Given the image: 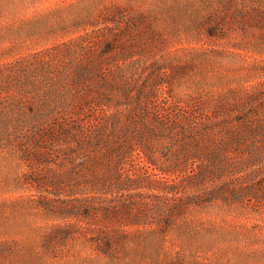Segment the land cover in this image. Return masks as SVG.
Listing matches in <instances>:
<instances>
[{
    "label": "rangeland",
    "instance_id": "374dc122",
    "mask_svg": "<svg viewBox=\"0 0 264 264\" xmlns=\"http://www.w3.org/2000/svg\"><path fill=\"white\" fill-rule=\"evenodd\" d=\"M83 35L94 36L87 46L93 57L114 41L100 75L130 81L132 93L109 86L114 102L105 111L91 103L73 116L63 108L71 96L64 69L1 91V104L21 99L22 107L0 128V264H264V156L252 158L247 147L226 160L221 178L210 172L187 181L204 163L188 145L194 135L187 120L202 127L204 114L264 82V0H0V65ZM59 117H67L66 128H105L96 122L107 121L136 128L135 148L157 164L154 172L145 168L155 186L194 198L157 192L152 208H173L177 216L153 230L132 226L113 251L83 239L46 249L45 236L63 221L42 204L59 195L28 186L25 176L40 151L32 142L56 132Z\"/></svg>",
    "mask_w": 264,
    "mask_h": 264
},
{
    "label": "trees",
    "instance_id": "16d2710c",
    "mask_svg": "<svg viewBox=\"0 0 264 264\" xmlns=\"http://www.w3.org/2000/svg\"><path fill=\"white\" fill-rule=\"evenodd\" d=\"M93 38L83 35L0 65V93L8 92L14 84L42 83L49 80L56 69H64L69 72L66 77L71 85V96L63 100V108L73 110L67 114L82 115L93 107L91 103L105 111V106L114 102L109 98V86L130 97V81L117 80L119 76L115 74L111 83L100 75L108 53L117 49L114 41L107 43L99 56L93 57L91 49L87 50ZM92 93L98 98L94 99ZM20 100L3 98V103L0 102V128L13 121L10 111L21 109ZM47 117L53 119L54 116ZM194 120H187L194 135L188 145L195 147L194 159L204 163L198 174L187 180L189 184L194 179L204 180L210 172L221 178L220 175L229 170L226 160L232 159L238 150L248 147L252 158L263 157L264 143L260 135L264 134L261 132L264 131V82L244 98L226 102L210 114H204L202 127ZM96 123L105 128H66L69 127L67 117H59L53 123L59 127L56 132L44 131L32 142L40 151L30 156L25 183L38 190L50 191L49 188L54 187V194L59 197L52 201L53 198L45 196L42 205L63 221L45 236L44 246L48 250L61 240L83 239L103 247L105 253L113 251L115 245L122 244L128 237L132 226L143 225L153 230L166 227L177 216L173 208L167 211L152 208L157 192L175 193L180 200L194 198V195H181L178 188L155 186L145 168H152L154 172L153 165L157 167V164L151 156H143L135 148L131 139L139 134L136 128H110L117 127L118 123L122 125L118 121ZM247 139L255 143L243 146L242 142ZM162 170L165 169L160 168ZM169 171L173 173L174 169Z\"/></svg>",
    "mask_w": 264,
    "mask_h": 264
}]
</instances>
